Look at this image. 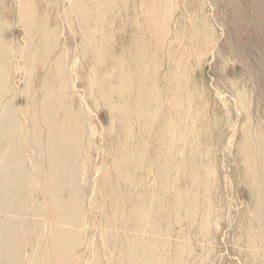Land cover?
Masks as SVG:
<instances>
[{
	"label": "rangeland",
	"instance_id": "rangeland-1",
	"mask_svg": "<svg viewBox=\"0 0 264 264\" xmlns=\"http://www.w3.org/2000/svg\"><path fill=\"white\" fill-rule=\"evenodd\" d=\"M25 1L26 0H0V16L3 15L0 17V28H2L0 29V51L6 53L5 64L3 61L2 62L5 66L4 69L9 67L13 69L10 68L11 75L7 80L2 75L3 72L1 71H3V69L1 70L2 67H0V90L1 85L3 86L7 81L10 86L8 89L10 92L7 95L8 99H6L8 102L6 106L9 107L10 112L4 109V103L6 101L3 100V102H0V136H6L5 140L0 138V142H2L1 145H4L2 148V150H4H0V157H2L0 159V211H2V213L6 212L5 215L7 216V211L27 210L30 204H37L38 215H40L38 217H40V219L44 217L43 220L45 219V223L47 222V224L45 226L46 230L44 228L43 231L44 234L38 236L42 238L44 235L45 239H39L40 241H38L37 237L33 238L34 234L32 235V231H34L36 226H34V224L32 225V217L28 216V214L17 216V218L19 217V221L17 220L13 223H6L0 219V264H46V262L47 264H124V262L125 264H136V262L137 264H153V260L156 261L154 264H169L170 262V264H173V261L174 264H189V261L190 264H209L211 262V264H213V262L214 264H232L235 260L233 264H241L244 260V264H259L260 261H262H259V256L264 253V249L258 247L256 245L257 243H255V235L257 234L255 232L258 229L256 228L257 223L255 221V210L257 208L255 191L257 180L253 178V183L251 178L252 176L255 177L254 171L256 170V165L254 162L256 163L258 158H260V160L264 159V0H121V3L120 0L117 2H115L116 0H105V3L103 2L104 0H96L98 4L95 0H58V3L57 0H55L56 2L54 0H48V16L52 19V23L48 25V34L51 32L52 37L56 35L58 38L56 39L57 47L61 45L59 47L61 51L58 50L56 59L59 58L61 63L64 64L66 69V71L64 70L66 85L70 92L72 91L77 101V106L73 107L74 109L72 108V114H77V117L81 118L78 119V121H81L79 122V131L81 135L80 146L75 161V167L77 169L75 176L77 197L72 198L70 202V206L72 208H77V211L75 214L71 211H61L60 208L62 204H60L59 209L54 212L56 213L55 216L68 217V219H70L66 223L60 224V226L59 224L54 226L51 225L52 228L48 226V221H46L51 214L48 209V200L52 194H60L64 186L62 182L67 184L69 180H63V176L61 175V171H63L65 167L64 163L48 158L47 132H42V141L37 148L44 154L45 158L43 157L44 159L42 158L37 165L30 161L31 156L36 154L37 149L29 150L25 158H23L24 161L21 163L19 162L20 154H16L14 157L10 155V152L13 150L12 145L17 139V136H21L22 144L25 148L24 144H26V139H28L31 133L28 120L21 116L24 107L25 109L28 107V100H26L28 98V93L26 92L25 85L29 77H25L26 75L24 74L20 75L21 70L19 68L21 61L19 62V60H21L24 54L22 50H24L27 43H29V39L17 20L20 7H29L33 4V2H31L32 0ZM4 6L6 9H4ZM106 17L108 19H105ZM83 20L87 21L86 25H84L86 21ZM122 27H127L129 30L130 28L134 29L143 35L144 47L142 51L145 53L146 57L142 60L144 62L143 67L137 72L139 75L136 73L137 69L131 68L130 62H128L126 58L127 56L121 55L117 50L115 51L114 46L119 47L121 45L120 42H122L123 34L126 33L124 31H122L124 33H120ZM85 31L89 33L91 38H93V33L95 32H100L102 35L105 32V35L108 34V38L106 42H104L103 38L101 39L98 35L95 36L97 43L94 48H91L86 45L83 36ZM117 33L118 36H116ZM65 36H68L69 39L67 40ZM119 37L120 40L118 41ZM14 42H16V44L18 42V44L16 45ZM125 42H127V38ZM106 43L113 49L110 53L113 55L112 60L116 62V65H113L112 71H114L115 68L120 69L119 74H114L115 84H112V87H115V90L113 94H110L111 88L101 90L95 86L97 79H100L99 76L104 78L106 73H111L108 69V63L104 58L105 54L103 55L102 52ZM2 44L5 46L1 47ZM159 44L162 45L160 46ZM13 47L16 54L14 53ZM21 47H23L22 50ZM91 52L93 54H91ZM78 53L79 55H77ZM7 56L9 59H7ZM87 56L89 57L87 58ZM17 57L19 59H16ZM68 58L70 60H68ZM81 58L84 60L81 61ZM92 63L95 64L92 65ZM95 65L97 67L94 68ZM85 66L89 67V70ZM123 66L125 70L122 69ZM79 67L81 68L79 69ZM14 69L16 71H14ZM77 69L80 71L77 72ZM82 70L83 72H81ZM101 72L102 74H100ZM84 73L85 75H83ZM88 73L91 74L89 75ZM121 73H127L128 78L124 77L121 79ZM95 74L96 76L98 74V76L96 77ZM75 76H77L78 79L80 76V79L78 80ZM137 77L139 79H137ZM81 80L83 82L82 84ZM85 80L87 81L85 82ZM21 81L23 82L21 83ZM84 84L87 85L84 86ZM125 99L126 102L123 101ZM102 101H104V103H102ZM121 129H123L124 132L123 130L121 131ZM259 134V138L256 139L255 137ZM43 139L45 140L44 142ZM252 139H255V142ZM242 142L244 143L242 144L243 148L240 145ZM130 143L132 145H130ZM6 145H8L6 147L7 151L5 148ZM248 145H250V148L247 147ZM116 147L119 148L116 149ZM103 149L108 152L107 154H109V156L106 157L107 154ZM124 149L125 153L122 151ZM136 149L137 151H134ZM242 149H245L244 152ZM250 149L253 151H250ZM145 150L147 151L145 152ZM101 151H103L105 155L100 154L102 153ZM118 154L120 156H118ZM103 156L107 159H102ZM237 156H242V158H237ZM110 159V162L107 161ZM146 159L147 161H145ZM115 160L117 161V165ZM176 161L177 163H175ZM179 161L180 165L178 164ZM105 163H108V165ZM240 163H242L244 169H242ZM19 165H22V168L26 171V176L24 178L20 176L17 171ZM145 165L149 167L146 169ZM112 167L114 168L113 170ZM245 167H247V170H245ZM132 168L133 170H131ZM251 169L253 171H251ZM36 170L40 172L38 177H35ZM87 170L88 173H86ZM242 170L243 173H245L242 174L244 178L240 174ZM185 171L187 172L185 173ZM113 172L114 174H111ZM129 172H131L133 176H131ZM248 173H250V175ZM120 175L123 176L120 177ZM49 176L51 180H49ZM169 177L171 178L168 179ZM20 178L24 180H20ZM245 178L248 180H244L243 183L242 180ZM157 180L163 181L162 183L160 182L162 187L159 186ZM19 182H23V185H19ZM246 183H248V185ZM116 184H118L119 188L118 186L116 187ZM50 185H52V187ZM174 185H176V189ZM110 186L113 190L109 188ZM158 186L160 189L156 188ZM98 187L100 190L102 188V190L100 191ZM116 188L117 191L120 190L118 193L115 191ZM148 188L151 191H148ZM178 188L184 193L180 190L181 193ZM100 192H103L102 194L105 196L101 195ZM106 192H108V194ZM146 192L149 194V197L148 194L147 196L144 195ZM110 193L116 199L112 198ZM124 193L126 194L123 197ZM128 193H130V195ZM140 194H142L143 197ZM156 195L159 196L161 200L156 198ZM94 196L98 197L94 198ZM145 197L149 201L148 203ZM123 199L125 203H129L125 205ZM155 199L159 201L155 202ZM118 200L121 201V204ZM129 200L132 201L130 202ZM188 200H191V202L185 203ZM107 201L109 205L106 203ZM154 202L156 206L158 205L156 209H154L156 207ZM253 203L256 204V207H254L255 205ZM97 204H100V206L98 207ZM135 204L139 205L137 206ZM128 205H132V207H130L133 209ZM120 207H123V210H121ZM124 208L127 209L125 210ZM102 209L105 210V215ZM127 211H129V214ZM133 212L136 213V215L133 214ZM122 213L125 215H132L127 217L122 215ZM190 213L191 215H189ZM101 214L102 217L100 216ZM118 214L120 215L118 218L119 221L117 219L119 216ZM171 214L173 216H171ZM114 216L116 217L114 218ZM246 216L248 219H246ZM125 217H127V219H125ZM153 217L155 219H153ZM158 217H160V220ZM129 219L135 220V222L132 221V225H128L131 223L130 221L127 224ZM151 219H153V221H150ZM102 220L105 224L102 223ZM148 221H150L151 225ZM242 222L245 224H241ZM98 223H100V225H98ZM117 223L119 225H117ZM159 223L161 224L157 227ZM246 223L250 224L246 225ZM155 225L157 226L155 227ZM240 225L244 228L242 229ZM101 226L102 228L104 227V230H102ZM134 227L137 228L135 229ZM249 227H251V229ZM252 227L256 230L252 229ZM127 229L128 231L131 229L133 234H129L130 231L128 233ZM150 229L152 230L150 231ZM153 230H156V234ZM252 230L255 231L253 232ZM159 231L162 235L159 234ZM134 232H136V234ZM245 232H248L249 235L251 234V239L253 237L251 242L248 233L245 234ZM173 233L178 235L175 236ZM252 233H255V235ZM232 234L234 235L233 238ZM98 235L100 237H98ZM238 235L241 236L239 237ZM243 235H246L245 237L247 239L244 238ZM111 236H113V238H111ZM121 237L122 239H120ZM241 237L243 239H241ZM242 240H244L245 246ZM155 241L157 242L156 244ZM37 242L39 243L37 244ZM97 242L101 244L99 243L100 245L98 244V246ZM116 243L118 247L115 246L117 245ZM173 243L175 245H173ZM236 243H239L240 246L242 245L241 248L238 244L236 245ZM112 246L113 248H111ZM174 246L176 248H174ZM236 246L239 247L236 249ZM97 247L100 248L98 249ZM90 248H92L91 251ZM117 248L118 257L116 256ZM31 249L32 253L30 251ZM97 249L101 251L98 252ZM169 249H172V251ZM238 249L239 253H237ZM253 249L256 253H254L255 251ZM37 250L43 254V259L40 258L37 261H32L33 252ZM243 250H245L244 253ZM230 252L233 255H231ZM104 253L108 254L106 255L108 258L105 257ZM137 253L141 256L139 257ZM211 253H213V255H210ZM151 254L155 256L153 255V257H151ZM157 255H159V257ZM168 255H171L172 258ZM243 256H246V258H243ZM160 257L163 258L158 260ZM166 257H168V259ZM253 257H255L254 259L257 257L256 260L258 262L254 259L252 260ZM104 258H106L107 261L106 259L104 260ZM117 258H119V261H117ZM169 259L173 261H169ZM238 259L243 261L239 262ZM246 259L249 260V263ZM186 260L187 262H185ZM232 260L233 262L231 263Z\"/></svg>",
	"mask_w": 264,
	"mask_h": 264
},
{
	"label": "bare ground",
	"instance_id": "bare-ground-1",
	"mask_svg": "<svg viewBox=\"0 0 264 264\" xmlns=\"http://www.w3.org/2000/svg\"><path fill=\"white\" fill-rule=\"evenodd\" d=\"M4 1V0H3ZM20 1V0H19ZM27 1V0H26ZM25 1V2H26ZM41 1V2H40ZM32 0L31 2H33V4L31 5V6H29V7H26V6H24L23 8H22V6L20 7V10H19V15H18V23L19 24H21V26L23 27V29H24V31H25V33L27 34V36H28V39H29V43H27V45H26V47L24 48V50H22V48L23 47H21V50L22 51H24V54H23V56L21 57L20 56V54H19V56L21 57V60H19V62H20V72H21V74L20 75H22V74H24V75H26L25 77H29V79L27 80V82H26V85H25V89H26V92L28 93V98L26 99V100H28V107L25 109V107H24V109H23V113H22V115L21 116H23L24 118H26L27 120H28V124H29V126H30V128H31V133H30V136H28V139H26L27 140V142H25L26 144H24L25 145V148H24V146H23V144H22V139H21V136L19 135V136H17V139L15 140V142H14V144L12 145L13 146V150L10 152V155H11V157H14L16 154H20L21 156H20V159H19V162L21 163V162H23L24 161V159L23 158H25V156H26V154H27V152L29 151V150H33V149H37L38 148V146H39V144H40V142L42 141V132L43 131H45V132H47V134H48V139H47V144H48V158L49 159H55L56 161H59V162H62V163H64V165H65V167H64V170L63 171H61V175L63 176V180L65 179V180H69L68 182H67V184L65 183V182H62L63 183V191L60 193V194H56L55 192V194H52L51 196H50V198H49V200H48V204H49V206H48V209H49V212H51V214L48 216V220H46V221H48V226L49 227H51V225L52 226H54V225H58L59 224V226H60V224H63V223H66L67 221H69V219H68V217H57V216H55L56 215V213H54V212H56V210H58L59 209V207H60V204H62L61 205V211H71L73 214H75V212L77 211V208H72L71 206H70V202L72 201V198H76L77 197V195H76V182H75V176H76V173H77V169H76V167H75V161H76V157L78 156H76V154H77V152H78V148H79V144H80V137H81V135H80V131H79V122H81V121H78V119H81V118H78L77 117V114H72V108L73 107H76L77 105V101H76V98H75V96H74V94L72 93V91L70 92V90H69V88L67 87V85H66V76H65V72H64V70L66 71V69H65V67H64V64H62L61 63V60L59 59V58H57L56 59V54H58V50H59V47L61 46H59V47H57L58 45H57V41H56V39H58L57 38V36L56 35H53V37H52V33L50 32L49 34H48V25L50 24V23H52V19L48 16V5H49V1L48 0ZM55 1V0H54ZM96 1V0H95ZM118 0H116L115 2H117ZM186 1V0H185ZM56 2V1H55ZM97 2V4H98V1H96ZM104 3H105V0L103 1ZM108 2V1H107ZM111 2V1H110ZM146 2V1H145ZM4 3V2H3ZM57 3H58V0H57ZM113 3V2H112ZM120 3H121V0H120ZM140 3V2H139ZM56 4V3H55ZM64 4V3H63ZM124 4V3H123ZM6 5V4H5ZM12 5V4H11ZM10 5V6H11ZM89 5V4H88ZM131 5H133V4H131ZM93 6V5H92ZM115 6V5H114ZM120 6V5H119ZM187 6V5H186ZM1 7H3V6H1ZM13 7V6H12ZM73 7V6H72ZM83 7V6H82ZM11 8V7H10ZM18 8H19V6H18ZM77 8V7H76ZM3 9V8H2ZM4 9H6L5 8V6H4ZM14 9V8H13ZM17 9V8H16ZM54 9V8H53ZM92 9H93V7H92ZM107 10V9H106ZM127 10V9H126ZM254 10V9H253ZM1 11V10H0ZM54 11V10H53ZM52 11V12H53ZM128 11H129V8H128ZM127 11V12H128ZM180 11V10H179ZM6 12V11H5ZM11 12H13V11H11ZM2 13V12H1ZM123 13V12H122ZM17 14H18V12H17ZM53 14H54V12H53ZM67 14H68V12H67ZM73 14V13H72ZM127 15V14H126ZM184 15V14H183ZM186 15H187V13H186ZM1 16H3V15H1ZM0 16V17H1ZM9 16V15H8ZM13 16H16V15H13ZM68 16V15H67ZM106 16V15H105ZM111 16V15H110ZM109 16V17H110ZM121 16V15H120ZM131 16V15H130ZM11 17H12V15H11ZM134 17V16H133ZM17 18V17H16ZM69 18H71V17H69ZM115 18V17H114ZM124 18V17H123ZM127 18V17H126ZM131 18V17H130ZM140 18V17H139ZM4 19V18H3ZM9 19V18H8ZM72 19V18H71ZM70 19V20H71ZM105 19H108L107 17L105 18ZM69 20V19H68ZM67 20V21H68ZM120 20V19H119ZM118 20V21H119ZM129 20V19H128ZM172 20V19H171ZM175 20V19H174ZM251 20V19H250ZM11 21V20H10ZM57 21V20H56ZM83 21H86V20H83ZM111 21H112V18H111ZM115 21H117V20H115ZM9 22V21H8ZM106 22V21H105ZM119 22H121V21H119ZM129 22H130V20H129ZM142 22V21H141ZM0 23H1V21H0ZM3 23V22H2ZM6 23V22H5ZM59 23V22H58ZM210 23V22H209ZM87 24V21L84 23V25H86ZM105 24V23H104ZM133 24V23H132ZM135 24V23H134ZM142 24V23H141ZM174 24V23H173ZM3 25V24H2ZM5 25V24H4ZM116 25V24H115ZM129 25V24H128ZM104 26V25H103ZM117 26V25H116ZM134 26V25H133ZM0 27H1V24H0ZM68 27V26H67ZM74 28V27H73ZM96 28V27H95ZM103 28V27H102ZM101 28V29H102ZM117 28V27H116ZM0 29H2V28H0ZM7 29V28H6ZM60 29V28H59ZM59 29H57V30H59ZM69 29V28H68ZM80 29H81V27H80ZM90 29V28H89ZM105 29V28H104ZM113 29H114V27H113ZM77 30V29H76ZM75 30V31H76ZM82 30H84V29H82ZM110 30V29H109ZM116 30V29H115ZM129 29L127 28V27H122L121 29H120V33H124V32H126V33H124L123 34V39H122V42H120L121 43V45L120 44H117V45H120L119 47H117V46H114L115 47V51L117 50V52L119 51L120 52V54L121 55H126L127 57V59H128V62H130V66H131V68H133V69H137L136 70V73L137 72H139L140 71V69L143 67V65H144V62L142 61V60H144V57H146L145 56V53L142 51V49H143V47H144V41H143V35L140 33V32H138V31H136V30H134V29H131L130 28V30L128 31ZM140 30V29H139ZM1 31V30H0ZM23 31V30H22ZM67 31V30H66ZM122 31H124V32H122ZM146 31V30H145ZM212 31V30H211ZM103 32V31H102ZM157 33V32H156ZM1 35V34H0ZM67 35V34H66ZM100 36L101 37V39L103 38L104 40V42H106V40H107V38H108V34H106L105 35V32H104V34L102 35L100 32H95V33H93V38H91L90 37V35H89V33L87 32V31H85L84 33H83V36H84V38H85V41H86V45H88L89 47H91V48H94L95 47V45H96V43H97V40H96V38H95V36ZM116 36H118V33H117V35ZM48 37H49V40H48ZM66 37V39L68 40L69 39V37L68 36H65ZM68 37V38H67ZM121 37V36H120ZM120 37H119V39H118V41L120 40ZM54 38H55V40H54ZM122 38V37H121ZM127 38V42H125V39ZM62 39V38H61ZM117 39V38H116ZM149 39V38H148ZM63 40V39H62ZM71 41V40H70ZM200 41V40H199ZM18 42H19V40H18ZM18 42H17V44H18ZM26 42V41H25ZM62 42H64V41H62ZM82 42V41H81ZM148 42V41H147ZM15 44H16V42H14ZM20 43V42H19ZM16 44V45H17ZM60 44H62V43H60ZM114 44V43H113ZM112 44V45H113ZM21 45V44H20ZM63 45V44H62ZM85 45V46H86ZM160 45V44H159ZM162 45V44H161ZM160 45V46H161ZM173 45V44H172ZM3 46H5V45H3L2 44V46L1 47H3ZM66 46V45H65ZM212 46V45H211ZM9 47V46H8ZM148 47V46H147ZM210 47V46H209ZM64 48V47H63ZM98 48V47H97ZM173 48V47H172ZM8 49V48H7ZM9 49H10V47H9ZM17 49V48H16ZM88 49V48H87ZM148 49V48H147ZM13 50H14V47H13ZM74 50V49H73ZM94 50V49H93ZM59 51H61V48H60V50ZM111 51H113V49H111L110 48V45L108 44V43H106V45H105V47H104V49L102 50V52H103V55L105 54V60H106V62L108 63V69L110 70V72L111 73H106V75L104 76V78H101L100 76H99V78L100 79H97V81H96V83H95V81H94V83H95V86H96V88H98V89H101V90H103V89H110L111 88V91H110V94H113V92H114V90H115V87H112L113 85L112 84H115V82H114V74H119V71H120V69H117V68H115V70L114 71H112L113 69V65L115 66L116 65V62L115 61H113L112 60V58H113V55L110 53ZM168 51H169V49H168ZM8 52H9V50H8ZM12 52V51H11ZM21 52V51H20ZM78 52V51H77ZM118 52V53H119ZM13 53V52H12ZM14 53H15V50H14ZM23 53V52H22ZM66 53V52H65ZM168 53V52H167ZM171 53V52H170ZM16 54V53H15ZM18 54V53H17ZM63 54V53H62ZM81 54V53H80ZM85 54V53H84ZM91 54H93L92 52H91ZM208 54V53H207ZM8 55V54H7ZM60 55V54H59ZM77 55H79V53L77 54ZM88 55V54H87ZM116 55V54H115ZM147 55V54H146ZM167 55H169V54H167ZM172 55V54H171ZM6 53L5 52H3V51H0V67H2L1 68V70L3 69V71H1V72H3V76H4V78H6L7 80H8V78L10 77V75H11V67H9V68H6V69H4V64H5V59H6ZM11 56V55H10ZM13 56H17V55H13ZM12 56V57H13ZM58 56V55H57ZM73 56V55H72ZM12 57H10V58H12ZM89 56H87V58H88ZM121 57V56H120ZM67 58V57H66ZM7 59H9V57L7 56ZM16 59H19L18 57L16 58ZM82 59V58H81ZM91 59V58H90ZM94 59V58H93ZM141 59V60H140ZM68 60H70L69 58H68ZM84 59H82L81 61H83ZM99 60V59H98ZM4 62V64H3V62ZM17 61V60H16ZM7 62H8V60H7ZM6 62V63H7ZM11 62V61H10ZM9 62V63H10ZM77 62V61H76ZM79 63H80V61H79ZM78 63V64H79ZM87 63H88V59H87ZM86 63V64H87ZM11 64V63H10ZM18 64V63H17ZM84 64V63H83ZM85 64V65H86ZM93 64H95V63H92V65ZM19 65V64H18ZM128 65V64H127ZM77 66H79V65H77ZM81 66V65H80ZM86 66H88V65H86ZM85 66V67H86ZM6 67H8V66H6ZM95 67H97L96 65L94 66V68ZM11 68V69H10ZM81 67H79V69H80ZM84 68V67H83ZM86 68H88V70H89V67H86ZM92 68H93V66H92ZM131 68H130V70H131ZM18 69V70H19ZM122 69L123 70H125V67L123 66L122 67ZM13 70V69H12ZM78 70V69H77ZM83 70H86V69H83ZM83 70L81 71V72H83ZM87 70V71H88ZM104 70V69H103ZM14 71H16L15 69H14ZM80 70H78L77 72H79ZM70 72V71H69ZM77 72H76V74H77ZM80 72V73H81ZM86 72V71H85ZM99 72V71H98ZM143 72V71H142ZM67 73V72H66ZM80 73H78V74H80ZM13 74V73H12ZM71 74V73H70ZM89 75L91 74V73H88ZM100 74H102V72L100 73ZM138 74V73H137ZM142 74V73H141ZM14 75V74H13ZM12 75V76H13ZM67 75V74H66ZM80 75H82V74H80ZM83 75H85V73L83 74ZM87 75V74H86ZM139 75V74H138ZM71 76V75H70ZM74 76V75H73ZM95 76H96V74H95ZM97 76H98V74H97ZM96 76V77H97ZM24 77V76H23ZM77 76H75V78H76ZM82 77V76H81ZM88 77V76H87ZM95 77V78H96ZM124 77H127L128 78V74L127 73H121V79H123ZM83 78V77H82ZM85 78H86V76H85ZM91 78V77H90ZM118 78H119V76H118ZM1 79V78H0ZM21 79V78H20ZM77 79H78V77H77ZM79 79H80V76H79ZM78 79V80H79ZM92 79V78H91ZM120 79V80H121ZM137 79H139L138 77H137ZM87 80H88V78H87ZM87 80H85V82L87 81ZM69 81V80H68ZM74 81H75V79H74ZM83 81H84V79H83ZM3 82V81H2ZM8 82V81H7ZM6 82V84H4L3 86L1 85V90H0V102H3V100L4 101H6V99H8L7 98V95H8V93L10 92V91H8V89L10 88V86H9V83H7ZM23 81H21V83H22ZM114 82V83H113ZM130 82V81H129ZM25 83V82H24ZM83 82H82V80H81V84H82ZM93 83V82H92ZM73 84V83H72ZM137 84V83H136ZM87 85V84H86ZM85 84H84V86H86ZM83 86V85H82ZM81 86V87H82ZM12 87V86H11ZM23 88V87H22ZM12 90V89H11ZM29 92H28V91ZM86 90H88V89H86ZM94 90V89H93ZM92 90V91H93ZM238 90V89H237ZM21 91H22V89H21ZM95 91V90H94ZM20 92V91H19ZM74 92V91H73ZM88 92V91H87ZM87 92H86V94H87ZM96 92V91H95ZM94 92V93H95ZM21 93V92H20ZM75 93V92H74ZM98 93V92H97ZM100 93V92H99ZM18 94V93H17ZM23 94V93H22ZM103 94V93H102ZM89 95V94H88ZM23 96V95H22ZM77 96V95H76ZM101 96V95H100ZM184 96V95H183ZM87 97V96H86ZM109 97V96H108ZM115 97V96H114ZM129 97V96H128ZM13 98V97H12ZM245 98V97H244ZM10 99V98H9ZM104 99V98H103ZM140 99V98H139ZM164 99V98H163ZM242 99V98H241ZM11 100V99H10ZM20 100V99H19ZM101 100V99H100ZM106 100V99H105ZM109 100V99H108ZM123 101H125L126 102V99L125 100H123ZM204 101V100H203ZM247 101V100H246ZM7 102V101H6ZM4 103L5 104V107H4V109L7 111V112H10V110H9V107L8 106H6V104H8V102L7 103ZM94 102H95V99H94ZM107 102V101H106ZM150 102V101H149ZM92 103V102H91ZM102 103H104V101H102ZM3 104V105H4ZM121 105V104H120ZM152 105V104H151ZM245 105V104H244ZM126 106V105H125ZM137 106V105H136ZM248 106H249V104H248ZM3 107V106H2ZM14 108V107H13ZM12 108V109H13ZM90 108H93V107H90ZM15 109V108H14ZM74 109V108H73ZM93 109H95V108H93ZM247 109V108H246ZM77 110V109H76ZM127 110V109H126ZM149 111V110H148ZM76 112V111H75ZM253 112V111H252ZM264 112V111H263ZM12 113V112H11ZM14 113V112H13ZM151 114V113H150ZM248 115V114H247ZM221 117V116H220ZM253 117V116H252ZM134 118V117H133ZM2 120V119H1ZM19 120V119H18ZM23 120V119H22ZM142 120H144V119H142ZM5 121V120H4ZM24 121V120H23ZM11 122V121H10ZM17 122V121H16ZM127 122V121H126ZM168 122V121H167ZM4 123V122H3ZM143 123V122H142ZM206 123V122H205ZM15 124V123H14ZM210 124V123H209ZM25 125V124H24ZM124 126H126L125 124H123ZM122 126V125H121ZM2 127V126H1ZM13 127V126H12ZM163 127H164V124H163ZM8 128V127H7ZM256 128V127H255ZM11 129V128H10ZM209 129V128H208ZM123 129H121V131H122ZM139 130V129H138ZM160 130V129H159ZM257 130V129H256ZM13 131V130H12ZM17 131V130H16ZM14 132H15V130H14ZM123 132H124V130H123ZM128 132V131H127ZM142 132V131H141ZM140 132V133H141ZM11 133V132H10ZM9 133V134H10ZM21 133V132H20ZM26 133V132H25ZM247 133V132H246ZM249 133H250V130H249ZM257 133V132H256ZM135 134H137V133H135ZM135 134H134V137H135ZM142 134V133H141ZM145 134H146V132H145ZM144 134V135H145ZM1 135V134H0ZM11 135V134H10ZM9 135V136H10ZM26 135V134H25ZM25 135H24V137H25ZM101 135V134H100ZM99 135V136H100ZM120 135H121V132H120ZM143 135V134H142ZM262 135V134H261ZM139 136V135H138ZM218 136V135H217ZM247 136V135H246ZM257 136V135H256ZM259 136H260V134L257 136V137H255L256 139H258L259 138ZM93 137V136H92ZM131 137V136H130ZM129 137V138H130ZM141 137V136H140ZM250 137V136H249ZM0 138L2 139V140H5V138H6V136L5 135H3V136H0ZM11 138V137H10ZM27 138V137H26ZM86 138V137H85ZM98 138V137H97ZM116 138H117V136H116ZM116 138H115V140H116ZM165 138V137H164ZM163 138V139H164ZM243 138H244V136H243ZM246 138H248V137H246ZM1 139H0V141H1ZM14 139V138H13ZM124 139H126V138H124ZM216 139V138H215ZM7 140H8V138H7ZM6 140V141H7ZM100 140L102 141V139L100 138ZM129 140V139H128ZM141 140V139H140ZM245 140V139H244ZM247 140V139H246ZM252 140H254V142H255V139H252ZM45 140L43 139V142H44ZM144 141H145V139H144ZM259 141H260V139H259ZM4 142V141H3ZM104 142V141H103ZM115 142V141H114ZM122 142V141H121ZM149 142V141H148ZM151 142V141H150ZM214 142V141H213ZM264 142V141H263ZM262 142V143H263ZM9 143H10V141H9ZM102 143V142H101ZM188 143V142H187ZM233 143V142H232ZM2 144V142H0V150H2V148H3V146L1 145ZM115 144H116V142H115ZM127 144V143H126ZM137 144V143H136ZM242 144H244L243 142L240 144L241 146H242ZM260 144V143H259ZM44 145V144H43ZM85 145V144H84ZM92 145V144H91ZM102 145V144H101ZM117 146H118V144H116ZM125 145V144H124ZM130 145H132L131 143H130ZM147 145V144H146ZM153 145V144H152ZM179 145H181V144H179ZM8 145H6L5 146V148L7 147ZM45 146V145H44ZM83 146V145H82ZM109 146H110V144H109ZM160 146V145H159ZM174 146V145H173ZM187 146V145H186ZM250 145H248L247 147H249ZM255 146V145H254ZM257 146V145H256ZM262 146V145H261ZM11 147V146H10ZM41 147V146H40ZM43 147V146H42ZM115 147V146H114ZM122 147H123V145H122ZM131 147V146H130ZM252 147V146H251ZM12 148V147H11ZM83 148V147H82ZM93 148V147H92ZM104 148V147H103ZM117 148H119V147H116V149ZM145 148V147H144ZM152 148V147H151ZM150 148V149H151ZM188 148V147H187ZM232 148V147H231ZM242 148H243V146H242ZM250 148V147H249ZM261 148V147H260ZM85 149V148H84ZM111 149H112V147H111ZM115 149V150H116ZM126 149V148H125ZM125 149L124 150H122L123 152L125 151ZM138 149V148H137ZM137 149L136 150H134V151H137ZM147 149V148H146ZM161 149V148H160ZM163 149V148H162ZM239 149V148H238ZM4 150V149H3ZM2 150V151H3ZM42 150H43V148H42ZM82 150V149H81ZM94 150V149H93ZM104 150V149H103ZM105 150H106V148H105ZM104 150V151H105ZM115 150H113V151H115ZM140 150V149H139ZM174 150V149H173ZM226 150V149H225ZM240 150V149H239ZM244 150L245 149H242V151L244 152ZM246 150H247V148H246ZM252 149H250V151H251ZM261 150H262V148H261ZM6 151H7V148H6ZM9 151H10V149H9ZM37 152H36V154H34L33 156H31V158H30V161L32 162V163H34V164H38L39 162H40V160H42V158L44 157V154L39 150V149H37L36 150ZM46 151V150H45ZM92 151V150H91ZM116 151H118V150H116ZM115 151V152H116ZM120 151V150H119ZM128 151H129V148H128ZM147 150H145V152H146ZM157 151H158V148H157ZM177 151V150H176ZM249 151V150H248ZM253 151V150H252ZM34 152H35V150H34ZM102 153H100V154H103V151H101ZM106 152V154L108 153L107 151H105ZM115 152H114V154H115ZM130 152H132V151H130ZM178 152V151H177ZM93 153V152H92ZM110 153V152H109ZM125 153V152H124ZM148 153V152H147ZM8 154V153H7ZM32 154H33V151H32ZM117 154V153H116ZM130 154V153H129ZM149 154V153H148ZM147 154V155H148ZM151 154V153H150ZM178 154V153H177ZM189 154V153H188ZM240 154V153H239ZM252 154V153H251ZM3 155V154H2ZM103 155H105V154H103ZM123 155H125V154H123ZM132 155V154H131ZM238 155V154H237ZM243 155V154H242ZM245 155V154H244ZM247 155H248V152H247ZM250 155V154H249ZM9 156V155H8ZM29 156V155H28ZM85 156V155H84ZM107 156H109V154H107L106 155V157ZM118 156H120L119 154H118ZM117 156V157H118ZM126 156H127V153H126ZM134 156V155H133ZM136 156V155H135ZM157 156V155H156ZM232 156V155H231ZM250 156H252V155H250ZM7 157V156H6ZM30 157V156H29ZM90 157V156H89ZM113 157V156H112ZM122 157V156H121ZM123 157H125V156H123ZM132 157V156H131ZM239 157H241L242 158V156H237V158H239ZM245 157V156H244ZM2 157H0V159H1ZM27 158V157H26ZM45 158V157H44ZM43 158V159H44ZM82 158V157H81ZM104 158V156L102 157V159ZM120 158V157H119ZM129 158H130V155H129ZM155 158V157H154ZM241 158H240V160H241ZM246 158V157H245ZM249 158H251V157H249ZM5 159V158H4ZM8 159V158H7ZM101 159V160H102ZM104 159H107V158H104ZM116 159V158H115ZM132 159V158H131ZM261 159H263V158H261ZM113 160V159H112ZM157 160V159H156ZM160 160V159H159ZM176 160V159H175ZM239 160V161H240ZM106 161V160H105ZM107 161H111V159L110 160H107ZM116 161V160H115ZM123 161V160H122ZM135 161V160H134ZM145 161H147V159L145 160ZM151 161H153V160H151ZM150 161V162H151ZM178 161V160H177ZM177 161L175 162V163H177ZM243 161V160H242ZM241 161V162H242ZM251 161V160H250ZM101 162V161H100ZM104 162V161H103ZM124 162V161H123ZM157 162V161H156ZM163 162H164V160H163ZM244 162V161H243ZM248 162V161H247ZM81 163V162H80ZM102 163V162H101ZM114 163V162H113ZM116 163V165H117V161L115 162ZM122 163V162H121ZM135 163V162H134ZM182 163V162H181ZM206 163V162H205ZM221 163V162H220ZM251 163H252V161H251ZM104 164V163H103ZM105 164H107L108 165V163H105ZM130 164V163H129ZM132 164V163H131ZM151 164H152V162H151ZM155 164V163H154ZM179 165H180V161H179V163H178ZM188 164V163H187ZM241 165H242V163H240ZM239 164V165H240ZM254 164L256 165V170L254 171V175H255V177H253L252 176V180H253V178H256V185H257V187H256V185H255V187H256V194H255V196L257 197L256 199V201H257V208H256V213H255V221H256V223H257V227L256 226H254V227H256V228H258L257 229V231L255 232V233H257L256 235H255V233H252V234H254L255 235V238H256V242L255 243H257L256 245L258 246V247H260V248H262V249H264V159L263 160H260V158H258V161H256V163L254 162ZM149 165V164H148ZM173 165H175V164H173ZM178 165V166H179ZM182 165V164H181ZM249 165V164H248ZM106 166V165H105ZM112 166V165H111ZM132 166H134V165H132ZM142 166H143V164H142ZM146 166V165H145ZM160 166V165H159ZM169 166V165H168ZM236 166H238V165H236ZM235 166V167H236ZM23 166L22 165H19L18 166V169H17V171L19 172V174H20V176H23V178L26 176L25 174H26V171L24 170V168H22ZM81 167V166H80ZM116 167V166H115ZM135 167V166H134ZM147 167H149V166H146L145 168L147 169ZM186 167V166H185ZM250 167V166H249ZM90 168V167H89ZM142 168V167H141ZM239 168V167H238ZM247 167H245V170H247L246 169ZM250 168H252V167H250ZM41 169V168H40ZM81 169V168H80ZM114 168L112 167V170H113ZM194 169V168H193ZM242 169H244L243 168V165H242ZM84 170V169H83ZM111 170V171H112ZM131 170H133V168L131 169ZM138 170V169H137ZM152 170V169H151ZM174 170H175V168H174ZM187 170H188V168H187ZM190 170V169H189ZM226 170V169H225ZM110 171V170H109ZM143 171V170H142ZM237 171V170H236ZM240 171H241V168H240ZM251 171H253L252 169H251ZM114 172H115V170H114ZM114 172L113 173H111V174H114ZM122 172V171H121ZM153 172V171H152ZM187 171H185V173H186ZM189 172V171H188ZM223 172V171H222ZM246 172V171H245ZM39 170H36L35 171V177H38L39 176ZM53 173V172H52ZM86 173H88V170H87V172ZM103 173V172H102ZM101 173V174H102ZM116 173V172H115ZM130 174H131V172H129ZM150 173V172H149ZM157 173H159V172H157ZM160 173H162V172H160ZM208 173V172H207ZM252 173V172H251ZM100 174V175H101ZM109 174H110V172H109ZM241 175L242 174H245V173H243V170H242V172L240 173ZM249 175H250V173H248ZM34 175V174H33ZM50 175V174H49ZM87 175V174H86ZM174 175V174H173ZM187 175V174H186ZM194 175V174H193ZM247 175V174H246ZM248 175V176H249ZM19 176V177H20ZM113 176V175H112ZM123 176V175H122ZM121 175H120V177H122ZM131 176H133L132 174H131ZM150 176V175H149ZM160 176V175H159ZM168 176H170V175H168ZM243 176V175H242ZM117 177V176H116ZM153 177H154V175H153ZM182 177V176H181ZM245 177H247V176H245ZM23 178H20V180L21 179H23ZM151 178V177H150ZM171 177H169L168 179H170ZM243 178H244V176H243ZM18 179V178H17ZM28 179H29V177H28ZM122 179V178H121ZM133 179V178H132ZM159 179V178H158ZM167 179V178H166ZM179 179V178H178ZM241 179H242V177H241ZM247 178H245V179H243L242 180V182L244 183V180H246ZM24 180V179H23ZM49 180H51V177L49 176ZM172 180V179H171ZM189 180V179H188ZM248 180V179H247ZM246 180V181H247ZM158 182H159V186H161L160 185V182H161V180L159 181V180H157ZM249 181H250V179H249ZM18 182V181H17ZM57 182V181H56ZM120 182V181H119ZM147 182V181H146ZM163 182V181H162ZM161 182V183H162ZM170 182V181H169ZM241 182V181H240ZM253 183H254V180L252 181ZM52 183V182H51ZM115 183H116V181H115ZM118 183V182H117ZM136 183V182H135ZM134 183V184H135ZM149 183V182H148ZM216 183V182H215ZM250 183V182H249ZM3 184V183H2ZM20 184H22L23 185V182L21 183V182H19V185ZM25 184V183H24ZM32 184V183H31ZM66 184V185H65ZM100 184V183H99ZM121 184V183H120ZM130 184V183H129ZM138 184V183H137ZM175 184H176V182H175ZM242 184V183H241ZM247 185H248V183H246ZM101 185V184H100ZM103 185V184H102ZM112 185V184H111ZM114 185V184H113ZM133 185V184H132ZM145 185V184H144ZM243 185H245V184H243ZM246 185V186H247ZM252 185V184H251ZM51 187H52V185H50ZM62 186V185H61ZM118 186V184H116V187ZM137 186V185H136ZM135 186V187H136ZM152 186V185H151ZM159 186L158 187H156L157 189H160L159 188ZM170 186V185H169ZM175 186V189H176V185H174ZM184 186V185H183ZM217 186V185H216ZM105 187V186H104ZM128 187V186H127ZM134 187V188H135ZM162 187V186H161ZM245 187V186H244ZM54 188V187H53ZM109 188H111V186L109 187ZM118 188H119V186H118ZM121 188V187H120ZM132 188V187H131ZM146 188V187H145ZM144 188V189H145ZM150 188V187H149ZM148 188V189H149ZM184 188V187H183ZM98 189H99V187H98ZM112 189V188H111ZM110 189V190H111ZM123 189V188H122ZM151 189V188H150ZM148 190V191H151V190ZM170 189V188H169ZM174 189V190H175ZM179 189V191L181 190L180 188H178ZM250 189H252V188H250ZM253 189H255V188H253ZM29 190V189H28ZM100 190V189H99ZM101 190H102V188H101ZM100 190V191H101ZM105 190H106V187H105ZM109 190V191H110ZM113 190V189H112ZM138 190V189H137ZM136 190V191H137ZM146 190V189H145ZM145 190H143V191H145ZM153 190H154V187H153ZM23 191V190H22ZM103 191H104V189H103ZM115 191L118 193V191H120V190H118L117 191V188L115 189ZM123 191V190H122ZM121 191V192H122ZM138 191H140V190H138ZM147 191V192H148ZM177 191V190H176ZM182 191V190H181ZM180 191V192H181ZM200 191V190H199ZM217 191V190H216ZM254 191V190H253ZM113 192V191H112ZM126 192V191H125ZM133 192V191H132ZM146 192V194H144V195H146L147 196V193ZM180 192H178V193H180ZM183 192V191H182ZM181 192V193H182ZM218 192V191H217ZM254 192V193H255ZM21 193H23V192H21ZM20 193V194H21ZM97 193V192H96ZM103 193V192H102ZM101 192H100V194L101 195H103V196H105L104 194H102ZM107 194H108V192H106ZM116 193V194H117ZM127 193V192H126ZM126 193H124V195H123V197L125 196V194ZM137 193V192H136ZM135 193V194H136ZM144 193V192H143ZM142 193V194H143ZM170 193V192H169ZM172 193V192H171ZM177 193V194H178ZM184 193V192H183ZM40 194V193H39ZM99 194V193H98ZM129 195H130V193H128ZM142 194H140L142 197H143V195ZM215 194V193H214ZM110 195H112L111 193H110ZM138 195V194H137ZM150 195H151V193H150ZM181 195V194H180ZM84 196V195H83ZM99 196V195H98ZM97 196V197H98ZM122 196V195H121ZM127 196V195H126ZM152 196V195H151ZM157 196V195H156ZM155 196V197H156ZM168 196H169V194H168ZM172 196H173V193H172ZM184 196V195H183ZM194 196V195H193ZM13 197V196H12ZM39 197V196H38ZM97 197H95L94 196V198H97ZM102 197V196H101ZM108 197V196H107ZM119 197V196H118ZM127 197H129V196H127ZM126 197V198H127ZM148 197H149V194H148ZM250 197H251V195H250ZM32 198V197H31ZM64 198H67V199H64ZM104 198V197H103ZM112 198H114V196L112 195ZM111 198V199H112ZM132 198V197H131ZM133 198H134V196H133ZM156 198H158L159 200H161L160 198H159V196H157ZM169 198V197H168ZM184 198V197H183ZM185 198H186V195H185ZM189 198V197H188ZM99 199V198H98ZM101 199V198H100ZM105 199V198H104ZM107 199V198H106ZM114 199H116V198H114ZM122 199V198H121ZM128 199V198H127ZM142 199V198H141ZM145 199H146V201H147V203L149 202L148 200H147V198L145 197ZM172 199V198H171ZM20 200V199H19ZM61 200V201H60ZM113 200V199H112ZM143 200V199H142ZM141 200V201H142ZM159 200H156L155 199V202L156 201H159ZM166 200V199H165ZM250 200H252V199H250ZM17 201V200H16ZM23 201V200H22ZM38 201V200H37ZM63 201V202H62ZM118 201H120V200H118ZM130 201V200H129ZM132 201V200H131ZM130 201V202H131ZM144 201V200H143ZM170 201V200H169ZM168 201V202H169ZM175 201V200H174ZM182 201V200H181ZM191 202V200H188L187 202H185V203H188V202ZM4 202V201H3ZM24 202V201H23ZM62 202V203H61ZM98 202H99V200H98ZM97 202V203H98ZM110 202V201H109ZM112 202V201H111ZM114 202H116V201H114ZM123 202H124V199H123ZM123 202H122V205H123ZM134 202V201H133ZM155 202H154V204H155ZM171 202V201H170ZM189 202V203H190ZM197 202V201H196ZM20 203V202H19ZM104 203H105V201H104ZM108 205H109V203H108V201L106 202ZM117 203V202H116ZM125 203V202H124ZM127 203H129V202H127ZM127 203H125V205H127ZM151 203V202H150ZM165 203V202H164ZM172 203V202H171ZM252 203V202H251ZM18 204V203H17ZM113 204V203H112ZM120 204H121V201H120ZM134 204V203H133ZM132 204V205H133ZM181 204H183V203H181ZM192 204V203H191ZM254 204V203H253ZM98 205V204H97ZM117 205H119V204H117ZM132 205H130L131 207H132ZM135 205H137V204H135ZM139 205V204H138ZM137 205V206H138ZM143 205V204H142ZM160 205V204H159ZM167 205V204H166ZM170 205V204H169ZM187 205V204H186ZM190 205V204H189ZM194 205V204H193ZM200 205V204H199ZM252 205V204H251ZM255 205V206H254ZM254 205H252V206H254V207H256V204H254ZM20 206H21V204H20ZM100 206V204L98 205V207ZM113 206V205H112ZM115 206H116V204H115ZM129 206V205H128ZM129 206V207H130ZM145 206V205H144ZM155 206H156V204H155ZM158 206V205H157ZM157 206L154 208V209H156L157 208ZM1 207V206H0ZM25 207H26V205H25ZM108 207V206H107ZM117 207V206H116ZM127 207V206H126ZM130 207V208H131ZM198 207V206H197ZM253 207V208H254ZM111 208V207H110ZM121 208V210H123L122 208L123 207H120ZM144 208V207H143ZM159 208V207H158ZM161 208V207H160ZM171 208V207H170ZM190 208V207H189ZM213 208V207H212ZM250 208V207H249ZM2 209V208H1ZM38 208H37V204H30L29 205V209L27 208V210L26 209H23V210H19V211H15V210H13V211H7L8 212V214H7V216L5 215L6 214V212H3L2 213V211H0L1 213H0V219H2L3 221H5L6 223L7 222H9V223H13V222H16L18 219H19V217L17 218V216H19V215H27L28 214V216H30V217H32V221H31V223H32V225L34 224V226H36L35 227V229H34V231H32V235L34 234V236H33V238L34 237H37V240L38 241H40V240H42V239H45L44 238V235H43V237L42 238H40V237H38L40 234H44L43 233V231H44V228H45V226H46V224H47V222L45 223V219L43 220V218L42 219H40V217H38V216H40V215H38L39 213H38V210H37ZM105 209V208H104ZM125 209V208H124ZM127 209V208H126ZM125 209V210H126ZM129 209V208H128ZM131 209H133V208H131ZM134 209H135V206H134ZM141 209H142V207H141ZM145 209V208H144ZM176 209H177V207H176ZM194 209V208H193ZM84 210V209H83ZM103 210V209H102ZM115 210V209H114ZM113 210V211H114ZM137 210H138V208H137ZM167 210V209H166ZM169 210V209H168ZM95 211V210H94ZM108 211V210H107ZM112 211V210H111ZM120 211V210H119ZM129 211H130V209H129ZM129 211H127L128 212V214H129ZM143 211V210H142ZM148 211V210H147ZM147 211H146V214H147ZM151 211V210H150ZM157 211V210H156ZM177 211V210H176ZM209 211V210H208ZM249 211V210H248ZM254 211V210H253ZM83 212V211H82ZM103 212H104V215H105V210H103ZM122 212V211H121ZM124 212V211H123ZM167 212V211H166ZM180 212V211H179ZM228 212V211H227ZM54 213V214H53ZM125 213V212H124ZM156 213V212H155ZM192 213V212H191ZM191 213L189 214V215H191ZM213 213H214V211H213ZM225 213V212H224ZM245 213V212H244ZM249 213V212H248ZM82 214V213H81ZM117 214V213H116ZM120 214V213H119ZM118 214V215H119ZM127 214V213H126ZM125 215V214H123L122 213V215H125V216H131L132 214H130V215ZM133 214H135L136 215V213H134L133 212ZM199 214V213H198ZM205 214H207V213H205ZM247 214V213H246ZM70 215V214H69ZM109 215H111V214H109ZM114 215V214H113ZM121 215V216H122ZM134 215V216H135ZM145 215V214H144ZM143 215V216H144ZM148 215V214H147ZM154 215V214H153ZM182 215V214H181ZM188 215V216H189ZM249 215V214H248ZM251 215H253V214H251ZM64 216V215H63ZM101 217H102V214L100 215ZM163 216V215H162ZM171 216H173L172 214H171ZM196 216V215H195ZM244 216H245V214H244ZM254 216V215H253ZM22 217V216H21ZM21 217H20V219H21ZM104 217H106V216H104ZM113 217V216H112ZM116 216H114V218H115ZM120 217V215L117 217V219ZM127 217H125V219H127ZM151 217H152V215H151ZM170 217V216H169ZM190 217V216H189ZM239 217V216H238ZM247 217V216H246ZM40 220H39V219ZM144 218V217H143ZM142 218V219H143ZM160 217H158V219H159ZM192 218V217H191ZM202 218V217H201ZM212 218V217H211ZM243 218H245V217H243ZM251 218V217H250ZM249 218V219H250ZM103 219V218H102ZM108 219H110V218H108ZM121 219H123V218H121ZM135 219V218H134ZM153 219H155L154 217H153ZM153 219H151L150 221H153ZM246 219H248V217L246 218ZM87 220H88V218H87ZM90 220V219H89ZM105 220V219H104ZM157 220V219H156ZM160 220V219H159ZM158 220V221H159ZM211 220V219H210ZM214 220V219H213ZM19 221V220H18ZM97 221H98V219H97ZM106 221V220H105ZM118 221H119V219H118ZM123 221V220H122ZM127 221V220H126ZM131 221V223H129L128 224V222H130ZM132 221L133 222H135V220H131V219H129L128 221H127V224L128 225H132ZM142 221V220H141ZM150 221H148L149 223H150ZM163 221V220H162ZM218 221H220V220H218ZM253 221V220H252ZM87 222V221H86ZM107 222V221H106ZM116 222V221H115ZM114 222V223H115ZM144 222V221H143ZM147 222V223H148ZM156 222V221H155ZM168 222V221H167ZM166 222V223H167ZM175 222V221H174ZM223 222V221H222ZM248 222H250V221H248ZM102 223L103 224H105L104 222H103V220H102ZM119 223V222H118ZM117 223V225H119ZM124 223V222H123ZM136 223H137V221H136ZM149 223H148V225H149ZM153 223V222H152ZM190 223V222H189ZM254 223V222H253ZM121 224V223H120ZM154 224H156V223H154ZM160 224L161 223H159V225L157 226V225H155V227L157 226V227H159L160 226ZM165 224V223H164ZM173 224V223H172ZM190 224H192V223H190ZM241 224H245L244 222H242ZM247 224H250V223H246V225ZM2 225H4V224H2ZM7 225V224H6ZM42 225V226H41ZM98 225H100V223H98ZM113 225H115V224H113ZM128 225H126V226H128ZM147 225V226H148ZM150 225H151V223H150ZM168 225V224H167ZM189 225V224H188ZM239 225V224H238ZM254 225V224H253ZM8 226V225H7ZM103 226V225H102ZM102 226H101V228H102ZM105 226V225H104ZM110 226V225H109ZM142 226H143V223H142ZM166 226V225H165ZM164 226V227H165ZM241 226V225H240ZM250 226V225H249ZM251 226H252V224H251ZM99 227V226H98ZM106 227H108V226H106ZM112 227V226H111ZM110 227V228H111ZM120 227V226H119ZM130 227V226H129ZM128 227V228H129ZM154 227V228H155ZM163 227V228H164ZM184 227V226H183ZM213 227V226H212ZM242 227V226H241ZM247 227V226H246ZM254 227H252V229H255ZM52 228V227H51ZM77 228V227H76ZM135 228V227H134ZM137 228V227H136ZM135 228V229H136ZM148 228V227H147ZM151 228V227H150ZM215 228V227H214ZM240 228V227H239ZM244 227H242V229H243ZM250 229H251V227H249ZM78 229V228H77ZM77 229H74V230H77ZM106 229V228H105ZM120 229V228H119ZM132 229V228H131ZM131 229H129V231H130V233H129V231H128V229H127V231H128V233L129 234H131L133 231L131 230ZM45 230H46V228H45ZM102 230H104V227L102 228ZM111 230H114V229H111ZM152 229H150V231H151ZM160 230V229H159ZM173 230V229H172ZM171 230V231H172ZM221 230V229H220ZM237 230H238V228H237ZM256 230V229H255ZM254 230V231H255ZM49 231V230H48ZM47 231V232H48ZM132 231V232H131ZM146 231H147V229H146ZM154 231V230H153ZM164 231H166V230H164ZM176 231V230H175ZM219 231V230H218ZM240 231H241V229H240ZM239 231V232H240ZM246 231V230H245ZM253 231V230H252ZM253 231V232H254ZM100 232V231H99ZM107 232V231H106ZM105 232V233H106ZM117 232V231H116ZM120 232H122V231H120ZM119 232V233H120ZM124 232H125V230H124ZM155 232V234H156V230L154 231ZM170 232V231H169ZM173 232H174V230H173ZM190 232V231H189ZM194 232V231H193ZM209 232H210V230H209ZM217 232V231H216ZM220 232V231H219ZM235 232H236V230H235ZM249 232V231H248ZM247 232V233H248ZM135 234H136V232H134ZM138 233H139V231H138ZM147 233V232H146ZM176 233V232H175ZM207 233V232H206ZM231 233H232V231H231ZM230 233V234H231ZM234 233V232H233ZM246 232H245V234H247ZM133 234V233H132ZM150 234V233H149ZM154 234V235H155ZM159 234H161V232L159 231ZM171 234V233H170ZM211 234V233H210ZM215 234V233H214ZM237 234H241V233H237ZM103 235V234H102ZM112 235V234H111ZM145 235V234H144ZM152 235V234H151ZM151 235H150V237H151ZM153 235V236H154ZM162 235V234H161ZM173 235H178V234H174L173 233ZM197 235V234H196ZM203 235V234H202ZM211 235H213V234H211ZM217 235V234H216ZM236 235V234H235ZM248 235H249V233H248ZM251 235V234H250ZM250 235H249V238H250ZM253 235V236H254ZM46 236H48V235H46ZM75 236V235H74ZM125 236V235H124ZM128 236H130V235H128ZM147 236V235H146ZM156 236V235H155ZM175 236H174V238H175ZM233 234H232V238H233ZM239 236V235H238ZM237 236V237H238ZM241 236V235H240ZM239 236V237H240ZM244 236V235H243ZM246 236V235H245ZM244 236V238H246ZM57 237V236H56ZM91 237V236H90ZM98 237H100L99 235H98ZM106 237V236H105ZM132 237V236H131ZM156 237H158V236H156ZM161 237V236H160ZM172 237V236H171ZM192 237V236H191ZM236 237V238H237ZM252 237V236H251ZM60 238H61V236H60ZM102 238V237H101ZM111 238H113V236H111ZM124 238V237H123ZM201 238V237H200ZM208 238V237H207ZM210 238V237H209ZM211 238H212V236H211ZM231 238V239H232ZM40 239V240H39ZM109 239V238H108ZM115 239V238H114ZM120 239H122V237L120 238ZM135 239V238H134ZM144 239H145V237H144ZM165 239V238H164ZM188 239V238H187ZM203 239V238H202ZM241 239H243L242 237H241ZM247 239V238H246ZM251 239V238H250ZM252 239H253V237H252ZM252 239L250 240V242L252 241ZM36 240V241H37ZM118 240V239H117ZM147 240V239H146ZM151 240V239H150ZM157 240V239H156ZM175 240H177V239H175ZM194 240V239H193ZM207 240V239H206ZM238 240H240V239H238ZM237 240V241H238ZM101 241V240H100ZM120 241V240H119ZM139 241V240H138ZM142 241V240H141ZM152 241V240H151ZM181 241V240H180ZM188 241V240H187ZM204 241V240H203ZM236 241V240H235ZM234 241V242H235ZM248 241V240H247ZM255 241V240H254ZM118 242V241H117ZM122 242V241H121ZM135 242V241H134ZM143 242V241H142ZM164 242V241H163ZM171 242V241H170ZM196 242V241H195ZM210 242V241H209ZM211 242H212V239H211ZM240 242V241H239ZM242 242H244V240H242ZM241 242V243H242ZM39 242H37V244H38ZM96 243V242H95ZM95 243H94V248H95ZM100 243V242H99ZM98 242H97V245L99 244ZM112 243H113V240H112ZM123 243V242H122ZM126 243V242H125ZM124 243V244H125ZM145 243V242H144ZM157 242L155 241V244H156ZM186 243V242H185ZM206 243V242H205ZM216 243V242H215ZM231 243H233V242H231ZM47 244V243H46ZM101 244V243H100ZM99 244V245H100ZM111 244V243H110ZM117 244V243H116ZM139 244V243H138ZM151 244V243H150ZM235 244V243H234ZM239 245V243H236V245ZM243 244V243H242ZM98 245V246H99ZM103 245V244H102ZM112 245V244H111ZM173 245H175L174 243H173ZM205 245V244H204ZM249 245V244H248ZM255 245V244H254ZM255 245V246H256ZM115 246H117L118 247V244L117 245H115ZM134 246V245H133ZM156 246V245H155ZM158 246V245H157ZM164 246H166V245H164ZM178 246V245H177ZM191 246V245H190ZM234 246V245H233ZM240 246V245H239ZM238 246V247H239ZM242 246V245H241ZM241 246H240V248H241ZM244 246H245V242H244ZM36 247V246H35ZM102 247V246H101ZM142 247H144V246H142ZM153 247H154V245H153ZM159 247H160V245H159ZM172 247V246H171ZM192 247V246H191ZM237 246L235 247L236 249L238 248ZM249 247V246H248ZM258 247H256V248H258ZM98 249L100 248V247H97ZM108 248V247H107ZM106 248V249H107ZM111 248H113V246L111 247ZM139 248V247H138ZM169 248H170V246H169ZM174 248H176L175 246H174ZM219 248V247H218ZM230 248H233V247H230ZM235 248H234V250H235ZM246 248H247V246H246ZM28 249V248H27ZM34 249V248H33ZM48 249V248H47ZM79 249V248H78ZM91 249L92 248H90V251H91ZM97 249V250H98ZM103 249V248H102ZM158 249V248H157ZM173 249V248H172ZM172 249L170 250V251H172ZM214 249V248H213ZM242 249H243V247H242ZM251 249H252V247H251ZM255 249V248H254ZM253 249V250H254ZM105 250V249H104ZM139 250V249H138ZM141 250H144V249H141ZM163 250V249H162ZM165 250V249H164ZM241 250V249H240ZM246 250H248V249H246ZM257 250V249H256ZM258 250L259 251H261L259 248H258ZM25 251V250H24ZM31 251V253H32V249L30 250ZM30 251H29V253H30ZM77 251V250H76ZM89 251V252H90ZM99 251H101V250H98V252ZM174 251H176V250H174ZM178 251V250H177ZM214 252H215V249L213 250ZM230 251V250H229ZM238 252L237 253H239V249L237 250ZM244 251L245 250H243V253H244ZM249 251V250H248ZM255 251V250H254ZM27 252H28V250H27ZM45 252V251H44ZM47 252H48V250H47ZM94 252V251H93ZM92 252V253H93ZM106 252V251H105ZM139 252V251H138ZM140 252H142V251H140ZM153 252V251H152ZM151 252V253H152ZM160 252V251H159ZM158 252V253H159ZM203 252V251H202ZM242 252V251H241ZM250 252V251H249ZM249 252H248V254H249ZM263 252V251H262ZM11 253V252H10ZM61 253V252H60ZM77 253V252H76ZM86 253V252H85ZM102 253H103V251H102ZM114 253V252H113ZM116 253H117V257H118V248H117V250H116ZM147 253V252H146ZM146 253H145V256L147 257V255H146ZM155 253V252H154ZM166 253V252H165ZM172 253V252H171ZM231 253V252H230ZM252 253V252H251ZM254 253H256V251L254 252ZM70 254V253H69ZM100 254V253H99ZM105 254V253H104ZM138 254V253H137ZM162 254V253H161ZM193 254V253H192ZM236 254V253H235ZM242 254V253H241ZM240 254V257L242 258V255ZM248 254H246V255H248ZM262 254H264V253H262ZM261 254V256H259V261L260 260H262V261H260V263L259 264H264V255H262ZM65 255V254H64ZM84 255V254H83ZM93 255H94V253H93ZM93 255H91V256H93ZM106 255H108L107 253L105 254V257H106ZM121 255V254H120ZM152 255V254H151ZM154 255V254H153ZM153 255L151 256V257H153ZM163 255V254H162ZM210 255H213V253H211ZM225 255V254H224ZM231 255H233L232 253H231ZM75 256V255H74ZM90 256V255H89ZM102 256V255H101ZM132 256V255H131ZM138 256H139V254H138ZM141 256V255H140ZM139 256V257H140ZM155 256V255H154ZM158 257H159V255H157ZM169 256V255H168ZM172 256H173V254H172ZM172 256L170 255L169 257H171L172 258ZM184 256V255H183ZM238 256V255H237ZM251 256V255H250ZM250 256H248V257H250ZM253 256V255H252ZM255 256V255H254ZM256 256H258V255H256ZM19 257V256H18ZM43 257V254H41L40 253V251H35V252H33V257H32V261H37V260H39L40 258H42ZM61 257V256H60ZM112 257H114V256H112ZM111 257V258H112ZM233 257H235V256H233ZM239 257V258H240ZM246 258V256H243V258ZM24 258V257H23ZM94 258V257H93ZM98 258V257H97ZM102 258V257H101ZM106 258H108V257H106ZM106 258H104V260L106 259ZM122 258V257H121ZM150 258V257H149ZM163 258V257H162ZM161 257L160 258H158V260L159 259H162ZM167 259H168V257H166ZM170 258V259H171ZM176 258V257H175ZM203 258V257H202ZM226 258V257H225ZM237 258V257H236ZM255 257H253L252 258V260L254 259ZM19 259V258H18ZM17 259V260H18ZM31 259V258H30ZM43 259V258H42ZM60 259V258H59ZM76 259V258H75ZM79 259V258H78ZM100 259V258H99ZM115 259V258H114ZM118 260L117 261H119V258H117ZM131 259H133V258H131ZM135 259H139V258H135ZM146 259V258H145ZM153 259V258H152ZM155 259V258H154ZM167 259H165V260H167ZM169 259V261H173V260H170ZM198 259H200V258H198ZM248 259V258H247ZM246 259V261L248 262L249 260H247ZM256 259H257V257H256ZM256 259H254V260H256ZM69 260V259H68ZM101 260H103V259H101ZM142 260H143V258H142ZM196 260V259H195ZM239 260V262L241 261H243V260H240V259H238ZM251 260V261H252ZM48 261H49V255H48ZM55 261V260H54ZM88 261V260H87ZM106 261H107V259H106ZM109 261V260H108ZM135 261V260H134ZM137 261V260H136ZM139 261V260H138ZM152 261V260H151ZM154 262H153V264L156 262L155 260H153ZM163 261V260H162ZM176 261V260H175ZM183 261H184V259H183ZM208 261V260H207ZM213 261V260H212ZM215 261V260H214ZM222 261V260H221ZM236 261V260H235ZM234 261V262H235ZM257 261V260H256ZM110 262V261H109ZM132 262V261H131ZM144 262V261H143ZM146 262V261H145ZM166 262V261H165ZM185 262H187V260L185 261ZM196 262V261H195ZM225 262H227V261H225ZM224 262V263H225ZM233 262V260L231 261V263ZM233 262V263H234ZM243 262H245V260L243 261ZM242 262V263H243ZM258 262V261H257ZM26 263V262H25ZM34 263V262H33ZM101 263V262H100ZM103 263V262H102ZM129 263V262H128ZM159 263V262H158ZM169 263V262H168ZM171 263V262H170ZM169 263V264H170ZM212 263V262H211ZM211 263H209V264H211ZM230 263V262H229ZM232 263V264H233ZM241 263V264H242ZM249 263V262H248ZM255 263V262H254ZM46 264H47V262H46ZM91 264H93V263H91ZM98 264V263H97ZM110 264V263H109ZM119 264V263H118ZM124 264H125V262H124ZM136 264H137V262H136ZM161 264V263H160ZM173 264H174V261H173ZM176 264V263H175ZM189 264H190V261H189ZM195 264V263H194ZM213 264H214V262H213ZM226 264H228V263H226ZM244 264V263H243ZM252 264V263H251Z\"/></svg>",
	"mask_w": 264,
	"mask_h": 264
}]
</instances>
